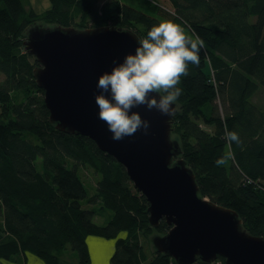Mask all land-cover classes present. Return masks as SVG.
Listing matches in <instances>:
<instances>
[{
    "label": "trees",
    "instance_id": "1",
    "mask_svg": "<svg viewBox=\"0 0 264 264\" xmlns=\"http://www.w3.org/2000/svg\"><path fill=\"white\" fill-rule=\"evenodd\" d=\"M49 1L39 14L22 0H0V263L21 264L29 254L61 264L71 250L78 264H90L86 239L96 236L115 239L110 264H176L155 249L147 255L143 238L170 226L164 219L149 224V203L123 165L89 137L50 122L33 75L38 63L23 46L37 20L80 29L114 26L140 39L172 21L199 36L205 42L200 64H189L178 85L172 135L199 194L234 210L246 231L264 237V107L251 100L264 89V0H166L170 7L157 0ZM225 126L239 134L240 145L229 147ZM229 152L233 156L217 165ZM81 169L100 175L91 196ZM82 200L93 206L82 207ZM107 210L109 219L95 223Z\"/></svg>",
    "mask_w": 264,
    "mask_h": 264
},
{
    "label": "water",
    "instance_id": "2",
    "mask_svg": "<svg viewBox=\"0 0 264 264\" xmlns=\"http://www.w3.org/2000/svg\"><path fill=\"white\" fill-rule=\"evenodd\" d=\"M139 39L132 30L114 26L29 27L23 46L38 63L33 75L50 122L61 131L89 137L123 165L149 203V224L157 227L164 219L170 226L165 234L152 236L157 252L176 264L210 263L218 257L226 264H264V237L246 231L234 210L199 194L195 175L172 138L176 102L170 117L146 106L134 108L149 122L148 134L138 131L121 141L112 140L98 119V76L134 54Z\"/></svg>",
    "mask_w": 264,
    "mask_h": 264
},
{
    "label": "clouds",
    "instance_id": "3",
    "mask_svg": "<svg viewBox=\"0 0 264 264\" xmlns=\"http://www.w3.org/2000/svg\"><path fill=\"white\" fill-rule=\"evenodd\" d=\"M204 44L199 36L193 39L187 35L181 25L161 21L138 40L134 54H126L121 63L114 62L110 72L98 76L99 93L94 94L97 115L107 125L112 140L121 141L138 131L148 134L149 122L134 108L146 106L162 115L173 114V105L182 94L178 87L181 78L189 75V64L199 66ZM224 138L229 147L241 144L239 134L227 126ZM232 156L229 152L216 164L223 165Z\"/></svg>",
    "mask_w": 264,
    "mask_h": 264
},
{
    "label": "rangeland",
    "instance_id": "4",
    "mask_svg": "<svg viewBox=\"0 0 264 264\" xmlns=\"http://www.w3.org/2000/svg\"><path fill=\"white\" fill-rule=\"evenodd\" d=\"M22 1L25 4L27 9H33L35 12H37L39 14L44 12L45 10L49 9L51 6L49 0H22ZM97 1L100 4L106 0H97ZM129 1L135 5H138L137 0H133V1L129 0ZM157 2L162 6L170 7L166 0H157ZM35 23H36V25H41V26H45V27L55 26L53 23H48V22H44V21H40V20H37ZM32 26H34V25H32ZM71 27L77 28V26L75 27V25H72ZM78 29H80V28L78 27ZM2 79H3V75L0 74V81ZM251 100L254 103H256L258 106L264 107V89H262V88L259 89L253 95ZM175 137L176 136L173 134L172 138H175ZM38 165H40L39 160H38ZM81 176H82V179L85 183L87 194L89 196L95 194L96 180L97 181L99 180L100 175L95 174L90 169H81ZM81 204H82V207H84V208H90V206H93L91 204H88L86 200H82ZM110 216H111L110 211H108V210L104 211L102 215L100 214V215H97L96 217H94V222L97 224L105 223L109 219ZM157 234H160V233H158L156 230L153 229L151 234H148L143 238L144 249H145L148 256H151L155 251L154 247L151 243V238H152V236L157 235ZM160 235H162V234H160ZM93 237H95V236H91V239H94ZM101 239L105 240L106 242L107 241H109V242L114 241L115 242V239H105V238H101ZM86 242H87V239H86ZM105 250L106 249L104 248L103 244L96 243V244L92 245L91 253H92L93 257L95 258V260L97 261V263H98L99 259L102 260L101 258H99L97 256V254L100 256H103L105 253ZM60 259H61V262H60L61 264H78L77 254H76V252H72L71 250H67L66 252H64L60 256ZM39 262H41L42 264H45L43 262V260L38 258L37 256L33 255L31 257V256H29V254H27V264H39ZM20 263L23 264V261ZM0 264H2V263H0ZM90 264H91V261H90Z\"/></svg>",
    "mask_w": 264,
    "mask_h": 264
},
{
    "label": "crops",
    "instance_id": "5",
    "mask_svg": "<svg viewBox=\"0 0 264 264\" xmlns=\"http://www.w3.org/2000/svg\"><path fill=\"white\" fill-rule=\"evenodd\" d=\"M93 238L94 239H91V236L87 237V246H88L89 254H90V258H91V264H110L109 260H110L111 254L113 252V249H114V241H111V242L107 241L106 242L105 240L101 239L100 237H96V236ZM96 243L103 244L104 248L106 249L103 256H100L97 254V256L102 259V260L99 259L98 263L91 253V247L93 244H96ZM29 256L32 257L33 255H29ZM23 264H27V258ZM39 264H42V263L39 262Z\"/></svg>",
    "mask_w": 264,
    "mask_h": 264
},
{
    "label": "built area",
    "instance_id": "6",
    "mask_svg": "<svg viewBox=\"0 0 264 264\" xmlns=\"http://www.w3.org/2000/svg\"><path fill=\"white\" fill-rule=\"evenodd\" d=\"M210 264H223L220 259H216L215 261L211 262Z\"/></svg>",
    "mask_w": 264,
    "mask_h": 264
}]
</instances>
